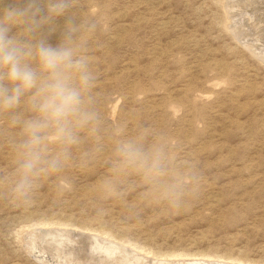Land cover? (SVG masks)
<instances>
[{"label": "rangeland", "instance_id": "374dc122", "mask_svg": "<svg viewBox=\"0 0 264 264\" xmlns=\"http://www.w3.org/2000/svg\"><path fill=\"white\" fill-rule=\"evenodd\" d=\"M29 2L0 0V11ZM37 6L47 14V0ZM74 12L97 22L83 39L102 135L113 124L129 135L162 133L197 163V195L178 210L142 198L139 188L124 200L103 199L96 186L109 153L80 164L88 142L28 205L0 200V264H40L24 234L41 226L106 234L157 255L264 264V0H74ZM67 18L45 30L51 46ZM9 134L0 115V175L12 166Z\"/></svg>", "mask_w": 264, "mask_h": 264}, {"label": "clouds", "instance_id": "9594fccd", "mask_svg": "<svg viewBox=\"0 0 264 264\" xmlns=\"http://www.w3.org/2000/svg\"><path fill=\"white\" fill-rule=\"evenodd\" d=\"M73 8L74 0H47V14L40 15L37 0H30L26 7L0 11V115L8 121L12 165L0 175V200L28 205L41 182L62 177L74 162L73 150L91 142L80 164L109 153L96 186L99 197L124 200L139 188L142 198L168 209L186 206L201 179L195 160L178 156L162 133L129 135L113 124L102 135L94 62L83 39L97 22L68 15ZM60 16H68L65 33L53 47L45 30Z\"/></svg>", "mask_w": 264, "mask_h": 264}, {"label": "bare ground", "instance_id": "6f19581e", "mask_svg": "<svg viewBox=\"0 0 264 264\" xmlns=\"http://www.w3.org/2000/svg\"><path fill=\"white\" fill-rule=\"evenodd\" d=\"M233 31L237 36L238 27ZM237 38L240 39V36ZM24 243L27 251L35 254L43 264H241L234 260H216L190 254L157 255L149 250L132 247L106 234L60 226H41L28 230L24 234Z\"/></svg>", "mask_w": 264, "mask_h": 264}, {"label": "water", "instance_id": "95a60500", "mask_svg": "<svg viewBox=\"0 0 264 264\" xmlns=\"http://www.w3.org/2000/svg\"><path fill=\"white\" fill-rule=\"evenodd\" d=\"M28 252V251H27ZM29 253V252H28ZM30 254V256L32 257V258H34V260L36 261V262H38V263H40V264H43V263H41L38 259H37V257L35 256V254L33 255V254H31V253H29Z\"/></svg>", "mask_w": 264, "mask_h": 264}]
</instances>
